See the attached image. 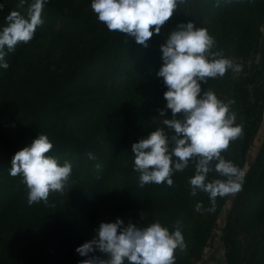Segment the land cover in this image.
Segmentation results:
<instances>
[{
  "label": "trees",
  "instance_id": "1",
  "mask_svg": "<svg viewBox=\"0 0 264 264\" xmlns=\"http://www.w3.org/2000/svg\"><path fill=\"white\" fill-rule=\"evenodd\" d=\"M32 2L18 8L19 0H0V30L11 11L26 14ZM91 3L46 0L44 23L30 42L18 43L6 55L9 67H0V264H80L87 257L76 249L94 237L101 222L118 217L139 227L158 219L170 231L180 221L186 248L177 249L175 264H197L210 247L219 264H264V140L253 160L247 159L262 120L264 81L253 95L250 86L260 74L255 61L264 0H185L148 47L108 30ZM188 22L207 28L215 38L213 51L243 66L241 72L229 70L202 84L221 100L235 101L231 110L243 126L242 135L222 153L244 173L242 190L218 196L214 212L207 211V193L190 194L191 162L174 172L173 186L140 187L133 170L132 144L166 128L162 120L172 116L164 98L167 86L157 75L161 45ZM248 68L251 75L245 74ZM161 109L166 117H160ZM41 134L53 143L48 155L61 165L71 162L72 174L63 194L52 192L47 205L29 206L22 176L10 175L11 161ZM213 179L224 178L213 170L208 180ZM224 209L217 247L215 227Z\"/></svg>",
  "mask_w": 264,
  "mask_h": 264
},
{
  "label": "clouds",
  "instance_id": "2",
  "mask_svg": "<svg viewBox=\"0 0 264 264\" xmlns=\"http://www.w3.org/2000/svg\"><path fill=\"white\" fill-rule=\"evenodd\" d=\"M26 2L19 0L17 7L24 8ZM184 2L92 0L91 9L108 30L123 33L148 47L149 39L154 33L160 34L162 26ZM45 3L46 0H33L26 14L13 10L6 16V26L0 30V67H9L5 57L18 43L33 39L37 27L44 23ZM3 7L0 4V10ZM215 43L207 28L197 27L193 22L182 23L170 33L161 45L163 65L157 75L167 86L164 98L172 116L162 120L166 128L152 131L131 147L133 170L139 173L140 187L164 182L173 186L174 172L184 171L190 162L194 164L195 174L188 181L190 194L207 193L211 201L209 212L216 210L218 196L242 190L244 176L222 155L230 142L243 132V126L236 123V114L231 110L235 101L225 102L212 89H202L209 78L223 77L229 70L243 71L242 65L234 64L221 51H213ZM159 115L166 117V110H159ZM52 148L49 137L41 134L12 158L10 175L22 176V183L28 189L29 206L41 201L47 205L52 192L63 194L72 174L71 162L66 160L61 165L57 157L48 155ZM87 156L96 159L91 152ZM95 167L99 171L102 165L98 163ZM213 170L224 179L209 181L208 174ZM201 208L198 203L196 210ZM173 229L170 231L158 219L146 227H139L131 220L125 224L118 217L115 222H101L94 237L76 252L87 257L80 264H175L177 249H185L186 244L181 222L177 221ZM97 251L102 255H95Z\"/></svg>",
  "mask_w": 264,
  "mask_h": 264
},
{
  "label": "rangeland",
  "instance_id": "3",
  "mask_svg": "<svg viewBox=\"0 0 264 264\" xmlns=\"http://www.w3.org/2000/svg\"><path fill=\"white\" fill-rule=\"evenodd\" d=\"M256 62V61H255ZM252 70H246L245 74L251 75ZM262 104H263V108H262V120L260 122V125L258 127V130L256 132V135L253 139L252 145L250 146V149L247 153V159L248 162L252 161L253 158L255 157L259 147L261 146L263 140H264V92H263V97H262ZM247 165L244 167V170L247 169ZM230 205V200H228L225 204V209H227ZM225 209L223 210L221 216L218 219V223L217 226L215 227V245L218 247L220 241H219V234L221 232V229L224 225V215H225ZM221 245V244H220ZM219 245V246H220ZM213 255L218 256V254H216V251L214 250L213 247H210L208 249H206V251L203 253L202 259L197 263V264H219L217 261H215V259H213ZM219 258V256L217 257Z\"/></svg>",
  "mask_w": 264,
  "mask_h": 264
},
{
  "label": "water",
  "instance_id": "4",
  "mask_svg": "<svg viewBox=\"0 0 264 264\" xmlns=\"http://www.w3.org/2000/svg\"><path fill=\"white\" fill-rule=\"evenodd\" d=\"M256 62H257V66L260 71V74L255 78V80L250 86L251 95H253L255 88L264 81V30L260 37Z\"/></svg>",
  "mask_w": 264,
  "mask_h": 264
},
{
  "label": "crops",
  "instance_id": "5",
  "mask_svg": "<svg viewBox=\"0 0 264 264\" xmlns=\"http://www.w3.org/2000/svg\"><path fill=\"white\" fill-rule=\"evenodd\" d=\"M201 264V263H200Z\"/></svg>",
  "mask_w": 264,
  "mask_h": 264
}]
</instances>
